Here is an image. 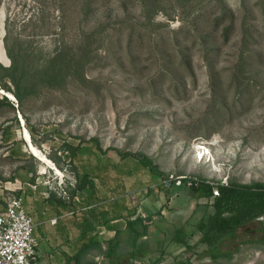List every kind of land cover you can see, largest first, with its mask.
Wrapping results in <instances>:
<instances>
[{"label": "rangeland", "instance_id": "rangeland-1", "mask_svg": "<svg viewBox=\"0 0 264 264\" xmlns=\"http://www.w3.org/2000/svg\"><path fill=\"white\" fill-rule=\"evenodd\" d=\"M83 1L0 0L4 34L8 19L12 38L33 52L34 62L50 56L61 39L73 44L80 31L96 32L84 88L45 89L25 104L29 122L42 140L39 150L47 157L62 155L65 142L80 140L85 145L93 137L106 149L98 157L111 163L105 166L107 171L91 172L99 199L90 197V188L76 193L72 201H84L71 215L76 220L95 219L91 213L103 209L104 202L117 207L125 201L138 211L144 198L149 209L156 210L160 201L164 217L156 211L154 223L138 220L127 225L130 230L145 229L136 240L152 250L144 258L165 251L163 264H182L193 252V264H264V218L238 228L235 237L222 244L223 250L239 245L231 259L215 263L202 255L206 246L199 242L194 225L213 208L178 179L264 182V0H96L82 16ZM221 13L225 22L214 31V16ZM231 20L232 32L223 40L220 30ZM0 60L10 62L1 56ZM21 117L17 110L0 109V210L9 195L20 196L29 213L36 202L51 207L46 200L50 190L69 201L73 164L60 158L59 166L54 164L57 170L50 169L30 153L22 138ZM6 132L13 133L14 141L33 158L13 157L9 152L13 142L3 139ZM88 151L83 146L78 158L94 163ZM127 152L147 155L163 175L142 166L122 173V167L136 164L122 158ZM78 161L74 163L80 171ZM100 171L109 175L103 180L106 185L95 175ZM32 175L34 182L29 180ZM92 226L85 223V229ZM40 231L35 227L34 235L41 236ZM176 233L190 242L192 250L174 252L180 245L172 239ZM253 238L259 242L242 243Z\"/></svg>", "mask_w": 264, "mask_h": 264}, {"label": "trees", "instance_id": "trees-1", "mask_svg": "<svg viewBox=\"0 0 264 264\" xmlns=\"http://www.w3.org/2000/svg\"><path fill=\"white\" fill-rule=\"evenodd\" d=\"M95 2L96 0H84L80 12L81 15L87 16L89 13L85 10L86 7ZM224 20L222 13L220 15H215L214 22L216 28L213 30L217 31L218 27L224 24ZM232 22L233 21L231 20L230 23L223 26L220 30V35L223 40H227L231 34L233 29ZM134 32L135 30L132 28L131 33ZM95 33L94 30H82L77 34V39L73 44H69L64 39H61L55 45V49L50 56L44 58L41 62H34L32 59L33 52L26 46H23L18 39L12 38L8 19L5 20V34L2 37V41L6 56L10 62L8 65H4L0 62V89L4 91L3 93H0V109L5 107L13 112L16 110L20 112L22 120L24 119L23 123L25 124V128L29 132L31 141L35 146H38V148L42 140L37 138L34 126L29 122V117L26 115L27 105L25 104L37 98L45 89L64 92L68 90L69 85L74 86L75 88H84V83L88 82V79L85 77V70L93 63V57L91 54L93 53L94 47L93 41L96 40ZM245 35L246 34L244 33V38ZM5 92L11 93L15 100L9 98ZM236 102L237 99L234 100L233 105H235ZM13 119L16 123L18 122L16 115L13 116ZM12 134L11 132H6L3 136L5 141L13 142V145L9 148V152L12 156L17 157L18 159H23L25 157L33 158L30 153L22 151L18 142L14 141L12 138ZM91 141L92 142L85 145H82L83 143L80 140L77 143L65 142L61 147L62 155L48 157L56 167L59 166L60 158L66 157L69 162L73 164L75 170L74 184L72 187H70V185L68 186L69 201H66L62 197H57L55 192L50 190L46 200L51 202V207L58 205L59 209L63 210L64 213L77 214L79 210L77 209V205L84 200L75 202L72 201V199L76 196V193L83 191L86 188H90L91 190L90 197L99 199L100 194L95 193L94 191L95 186L91 177V172L95 168H101V171H107L105 166H109L111 163L99 159L98 154L105 153L106 149H101L98 139L93 137ZM83 146H85L86 150H89V154H92L96 159L94 163H90L88 159L83 161L78 158ZM121 155L125 160L132 159L136 162V164L130 168L122 167V173L124 170H135L136 166H142L148 169L151 174L163 175V172L158 170V166L153 163L152 159L141 152H127ZM76 160H79L78 164L80 171L76 169L77 165L74 163ZM120 169L121 168H118V170ZM31 171H34V169L29 168V172ZM101 171L95 175L100 179V182L103 185H106V183H103V180L104 178L109 177V175H105L106 172L103 174ZM178 179L184 182V186L193 193L194 197L197 199L206 198L210 201L213 208L212 212L208 213L205 217H201V219L194 225L195 230L200 234L199 242L206 246L202 255L208 256L215 263H218L223 258L231 259L233 255L238 252L239 245L232 250H223L221 249V246L226 240L235 237L238 228L248 223L255 222L260 217L264 218V182L255 181L251 183H238L229 180L224 183L220 181H211L201 177L186 176L178 177ZM29 180L34 182V175H32ZM68 183L70 184L69 181ZM171 183L172 180H169V184ZM187 183L189 184L187 185ZM149 186L146 185V187ZM214 188L218 191V195L216 196H212ZM19 192L20 191H17V194H19ZM99 201L101 200H98V203ZM94 203L95 202L89 204L92 205L91 209L96 207L93 205ZM103 206V209L100 211L95 210L91 214H95L96 219L98 218V220L104 217V223L110 220L123 218V211L126 212L127 224H130L133 221L139 220L142 222L144 220L142 216L136 215V208L128 207L125 201L120 203L117 207L115 205L106 204L105 202L103 203ZM132 216L135 217L132 219ZM94 223L95 221L93 222L94 226L91 227V230L97 226V224L95 225ZM261 231L264 236V227L261 228ZM132 232L137 238L140 234L145 233V229L142 231L132 229ZM177 235L178 234L176 233V240L178 241L181 239V242L186 244L185 247L188 250H192L193 246L187 243V239ZM112 242L114 243V240H112ZM244 242L258 243L259 240L253 238L252 240H243L242 243ZM92 247H100L99 242L89 241L87 244L82 245L80 252L83 253ZM193 254L194 253L191 252L189 258L182 264H193L190 261ZM110 255H113V253L111 252ZM156 262L157 260L152 263L155 264Z\"/></svg>", "mask_w": 264, "mask_h": 264}, {"label": "crops", "instance_id": "crops-1", "mask_svg": "<svg viewBox=\"0 0 264 264\" xmlns=\"http://www.w3.org/2000/svg\"><path fill=\"white\" fill-rule=\"evenodd\" d=\"M3 34L4 31L2 35L0 32V45L4 56L7 57L2 44ZM0 62L3 63L1 60ZM3 64L6 65L5 63ZM169 201L166 200V204ZM159 203L160 206L156 207V210H153V207L149 209V204L146 202V198H144L138 211H136V215L143 217V223H154L156 221L154 217L156 211L163 217L166 214L165 206L160 201ZM36 204L37 202L34 206L30 207V213L28 212L29 209L27 210V206H24V209L26 207L25 210L32 216L34 224L32 229L33 235L35 227L41 229V236L37 237L34 235L37 242L38 264H154L152 262L155 260H157L155 264L164 263L162 257L167 256L165 251L163 253L159 252L161 255L158 254L153 259L143 257V254L149 252L151 249L146 242L136 243L137 238L134 236L132 230L127 229V225H129L126 223L127 217L110 220L106 223L99 222L96 218L87 219V217L76 220L71 214L60 210L58 205L46 208ZM52 219H55V221L53 222ZM94 221V224H97L96 228L102 227V229H99V232L95 231V228L92 230L91 228L85 229V223L93 224ZM172 239L176 240V236H173ZM112 240H114V243ZM89 241L99 242L100 247H92L81 253L80 248ZM177 242L180 245L174 248V252L186 248V244H183L181 239ZM187 243L190 244L188 241ZM138 246H140L139 251L135 254V249ZM111 252L113 255H110Z\"/></svg>", "mask_w": 264, "mask_h": 264}, {"label": "built area", "instance_id": "built-area-1", "mask_svg": "<svg viewBox=\"0 0 264 264\" xmlns=\"http://www.w3.org/2000/svg\"><path fill=\"white\" fill-rule=\"evenodd\" d=\"M216 195L218 191L214 188L212 196ZM33 226L32 216L24 209L21 197L7 196L0 210V264H38Z\"/></svg>", "mask_w": 264, "mask_h": 264}, {"label": "bare ground", "instance_id": "bare-ground-1", "mask_svg": "<svg viewBox=\"0 0 264 264\" xmlns=\"http://www.w3.org/2000/svg\"><path fill=\"white\" fill-rule=\"evenodd\" d=\"M2 17V16H1ZM1 21V20H0ZM3 28H2V24L0 22V32H1V35L3 33ZM1 57H4L5 60H7L8 58L4 56L3 52L2 54H0ZM4 92V91H3ZM7 95H9V97L13 100H15V98L12 96L11 93L9 92H5ZM23 135H22V138L25 142V144L27 145L28 147V150L30 153L34 154L40 161H42L44 164H46L50 169H54V170H57L56 167L54 166V163L46 156L44 155L38 147H36L32 142H31V139H30V135H29V132L26 130V128H24L23 130ZM201 148V147H200ZM202 149V148H201ZM199 153V152H198ZM200 155H202V153L200 152Z\"/></svg>", "mask_w": 264, "mask_h": 264}, {"label": "flooded vegetation", "instance_id": "flooded-vegetation-1", "mask_svg": "<svg viewBox=\"0 0 264 264\" xmlns=\"http://www.w3.org/2000/svg\"><path fill=\"white\" fill-rule=\"evenodd\" d=\"M250 232H255V230H251Z\"/></svg>", "mask_w": 264, "mask_h": 264}, {"label": "water", "instance_id": "water-1", "mask_svg": "<svg viewBox=\"0 0 264 264\" xmlns=\"http://www.w3.org/2000/svg\"><path fill=\"white\" fill-rule=\"evenodd\" d=\"M13 96V95H12ZM8 97H9V95H8ZM10 98V97H9Z\"/></svg>", "mask_w": 264, "mask_h": 264}]
</instances>
